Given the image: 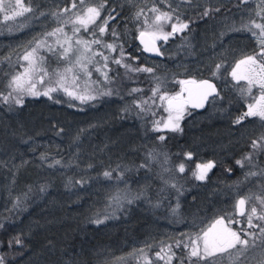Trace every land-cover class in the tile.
I'll list each match as a JSON object with an SVG mask.
<instances>
[{"label":"trees","instance_id":"obj_1","mask_svg":"<svg viewBox=\"0 0 264 264\" xmlns=\"http://www.w3.org/2000/svg\"><path fill=\"white\" fill-rule=\"evenodd\" d=\"M9 2L15 0L5 1ZM72 2L36 0L39 10L45 13L70 7ZM98 2L101 0H90V3ZM171 2L173 8L178 7L184 13V20L193 21L183 33L188 37L187 42L178 34L160 45V57L145 55L135 34L134 13L141 8L150 9L153 0H107L100 21L110 10L116 19L109 22L104 42L112 37V28L120 36L126 35V40L121 42L125 62L153 68L168 93L181 90L180 80L211 77L219 87L215 102L225 115H207L210 100L204 110L188 107L180 121L182 131H153L157 116L163 115L161 107H152L141 116L137 115L138 109L121 110L133 99L150 96L155 80L150 74L139 73L133 74L132 80L124 76L118 82L116 78L125 71L121 66L112 67L109 72L114 80L115 86L111 88L114 94L98 96L95 101L75 102L61 94L52 95L53 99L26 96L23 105L9 107L0 99V256L5 264H124L129 260L136 262L129 254L146 245H153L147 249L153 259L161 246L171 245L175 253L172 264H190L182 243L216 217L234 213L238 189L239 195L244 196L254 192L249 190L255 182L264 183V177L244 179L250 170L264 169L262 153L253 159L258 161L255 166L245 169L236 164L251 141L264 134V121L246 117L240 124L233 123L244 114L245 107L240 90L235 87L238 83L228 73L233 60L258 51L251 33L229 29L240 28V19L254 18L257 9L249 7L257 8L259 0L245 3L223 0L210 4L194 0L191 5L180 0ZM157 6L169 10L167 4ZM206 7L220 8V12L211 18L197 19ZM2 19L3 13H0ZM56 25L49 14L18 31L8 32L6 28L0 31V92L7 94L8 79L19 67L17 57L22 55L27 43L42 33L43 28ZM222 32L225 35L221 38ZM117 54L120 55L119 49L113 52L114 56ZM217 64L223 67L213 76ZM133 87L144 92L128 96ZM156 104L159 105L157 99ZM58 129H63L60 135L56 134ZM78 133L79 139L74 141ZM161 135L165 140L158 139ZM157 145L166 150L167 163L138 168L145 162L146 153ZM189 152L191 158L185 155ZM41 154L46 155L45 161L40 159ZM55 159L62 164L48 167ZM202 160L215 161L216 166L204 181H198L193 171L195 162ZM181 163L185 165L183 173L177 170ZM117 165L120 168L113 172L111 179L101 175L105 170L117 169ZM125 168L130 171L121 179L132 192H137L135 198L139 199L134 198L133 203L121 208L111 204L108 197L119 190L120 179L116 177ZM172 171L175 177L168 176ZM80 179L88 183L66 187L69 181L74 183ZM163 180L176 183L181 187V194L165 187ZM41 185H47L46 192L39 193ZM29 188L32 193L24 210L10 211L15 198H23ZM161 188L165 191L158 195ZM158 201L159 206L154 207ZM105 215L111 218L103 224L91 222ZM17 236L22 245L13 242L9 246V241ZM177 240L182 242L179 247Z\"/></svg>","mask_w":264,"mask_h":264},{"label":"snow or ice","instance_id":"obj_2","mask_svg":"<svg viewBox=\"0 0 264 264\" xmlns=\"http://www.w3.org/2000/svg\"><path fill=\"white\" fill-rule=\"evenodd\" d=\"M181 3L191 5L194 0H180ZM210 4L211 0H207ZM240 3H245L246 0H239ZM107 0H101L98 3H90V0H73L70 7L58 9L51 13H45L39 10V5L36 0H15L14 3H5V0H0V13H3V19L0 21V31L7 29L8 32L18 31L28 26V24L39 20L40 18L51 15L56 20L57 27L51 31H46L38 34L33 40L29 41L25 46L22 55H18L17 63L22 68V71L12 74L6 88L7 94L0 92V99L5 104L11 107L12 104L23 105L25 96L39 97L45 96L53 99L52 94L63 92L66 96L79 100L81 103L95 101L98 96H111L113 90L109 89L104 92H97L95 86L100 84V80L92 81L93 67L96 73H99L104 82H113L109 75L111 71L110 63L120 65L125 69V78L133 79V74L147 73L155 80V86L151 88V95L143 99H133L130 105H126L121 111L129 112L132 109H138V116L151 111L152 107H162L163 104L157 105L156 99L161 102H166L164 111L168 113L166 119L155 121L153 131L159 132L167 129L171 132L182 131L180 121L184 118L188 106L193 109L203 108L205 102L211 100L216 101L219 92L216 86L210 80H180V92L175 95H169L164 90L165 84L154 74V69L151 67L140 66L135 67L130 63L125 62V53L123 45L116 43L119 39V33L116 28H112L113 43H105L103 37L108 31L110 21H114L116 16L112 15V10L109 15L100 23L102 11L105 9ZM167 4V11L161 10L157 4ZM199 7V4H197ZM220 12V8L206 7L203 13L197 19L203 20L211 18L214 13ZM39 13V15H37ZM71 13V15H69ZM149 13L153 18L149 20ZM184 13L179 8H173L171 0H153V6L145 11L144 8L139 9L134 13V20L139 29L138 39L144 45V51L156 52L160 54V49L157 47V41L167 42L180 34L185 42L188 41L187 36H183L190 28L192 20H184ZM251 16L252 13H249ZM141 17L143 21L141 22ZM23 21V22H21ZM67 27L71 29V35L67 31ZM166 26L170 30H166ZM229 31H246L251 33L252 37L257 41L258 51L251 55H246L242 59L237 60L233 67L231 76L233 80L247 81V93L250 95L252 88L258 86L261 95L256 98L254 103L247 105V111L237 117L233 123L240 124L246 117L259 116L264 120V0H259L254 18L246 23H242L240 28H230ZM88 33L92 38L85 39L81 33ZM225 33H221V38ZM190 46V45H189ZM215 46V45H213ZM101 49L110 50V52L120 51L119 57H113L105 54ZM46 50L53 53L57 57L58 67L51 69L48 60L41 52ZM63 65V67H60ZM223 67V64L216 65V72ZM83 81V86L82 82ZM43 88V91L40 89ZM144 89L133 87L129 89L128 96L142 95ZM187 93L185 97L183 94ZM118 95L119 92L117 91ZM243 94V90H242ZM60 103L59 100L55 101ZM70 107L73 105H69ZM55 127V125H53ZM84 130L81 129V133ZM63 129L57 130V135H60ZM79 133L74 138L79 139ZM160 141L165 140L163 135L159 136ZM252 152L246 154L242 159L237 160L236 164L241 167L252 165L254 155L258 152L264 153V134L251 141ZM191 158L192 153L185 154ZM159 154L154 151L146 153L145 162L138 165V168H150L151 162L157 160ZM40 159H47L45 154H41ZM167 163V157H165ZM62 161L55 159L48 167L61 165ZM216 166V162L209 160L206 163L197 164L193 172V176L198 181H204L210 170ZM254 166V165H253ZM88 167H92L89 165ZM117 169L105 170L101 175L106 179H111L113 172ZM130 171L125 168L119 172L116 177L118 180L124 177V173ZM167 171V169L165 170ZM178 171L183 173L185 165H178ZM231 171V169H227ZM264 177V169L259 171H249L245 174L244 179L247 181L249 177ZM92 179V178H89ZM88 181L80 179L69 181L66 187H74L75 185H85ZM165 187L175 189L178 194H181V187L176 183H170L168 180H163ZM233 187H236L235 185ZM47 190V185L39 187V193H44ZM142 191L141 195H144ZM165 188H161L158 195L162 194ZM259 194L250 192L247 195L240 196L239 189L237 190L238 198L235 200L233 209L234 213H227L218 216L209 226L203 228L194 239H190L188 243H184L183 247L187 249V259L190 264H264V183H261L258 188ZM32 189L29 188L24 197H16L13 201V207L10 211H23L25 204L30 198ZM111 204L117 207H123L124 202L131 204L133 199H128L126 193H121L119 190L115 195L108 197ZM135 199H139L136 197ZM255 201V203H253ZM159 206V201L154 207ZM179 208V204L176 205ZM250 209V210H249ZM175 214L176 209L172 210ZM246 217L247 227H241L234 230L233 224L242 223L241 220L234 217ZM110 216L105 215L103 219L97 217L91 222L97 225L103 224ZM255 221V222H254ZM2 227V225H0ZM22 245L23 241L19 236L14 237L9 241V246L13 244ZM176 246L181 245V241L177 240ZM153 245H146L140 249H134L129 256L133 257L136 264H157L158 261L164 260L165 264H172L175 253L172 251L171 245H163L160 250L155 252V259L148 253L147 249H151ZM258 257V258H257ZM125 259V258H120ZM0 264H5L3 256H0Z\"/></svg>","mask_w":264,"mask_h":264},{"label":"rangeland","instance_id":"obj_3","mask_svg":"<svg viewBox=\"0 0 264 264\" xmlns=\"http://www.w3.org/2000/svg\"><path fill=\"white\" fill-rule=\"evenodd\" d=\"M5 1H7V0H5ZM201 1L204 2V3L207 2V0H201ZM217 1H223V0H211V2H217ZM249 8L257 9V8H255V6L253 7V5H250ZM248 12H249V11H248ZM249 13H250V12H249ZM152 18H153V16H152V14H151V17L149 18V20L151 21ZM142 21H143V20H142ZM99 22L102 23L101 21H99ZM246 22H248V21L240 19V20H238V25H239V26H240V25L242 26V23H246ZM236 23H237V22H236ZM55 27H57V25L54 26L53 28H55ZM53 28H49V27L43 28L42 33H43V32H46V31H51ZM66 28H67V31H68L69 35H71V29L68 30L69 27H67V26H66ZM136 30H137V31H136L135 34L137 35V33H138L141 29H139L138 26L136 25ZM166 30H170V27H167V26H166ZM40 34H41V33H40ZM123 34H125V32H123ZM120 35H121V34H120ZM120 35H119V36H120ZM81 36H83L85 39H91V38H92V37H90V35H89L88 33H83V32L81 33ZM126 38H127L126 35H125L124 37H123V36H120L119 39L116 40L115 42L121 45V42H123L122 40H126ZM103 41L106 42V40H105V36L103 37ZM113 42H114V37L112 36V37H110V38L108 39V42H107V43H113ZM158 43H159V45L162 46V44L164 43V41H158ZM101 50L104 51L105 54H109V55H111V56H113V57H119V56H120V55H118V54H117L116 56H114V55H113V52H110V50H106V49H101ZM41 55L45 56V58L48 60V64H49V66H50L51 69H55V68L58 67V64H57V57H56V55H54L53 53L47 52L46 50L42 51V52H41ZM244 56H246V55H244ZM244 56H241V58H239V59H235V60H233V61L230 63L231 66L229 67V72H228V73H229V75H230L231 78H232V76H231V72H232L233 67H235L236 61L242 59ZM117 66H120V65L113 64V63H110V65H109L110 69H111L112 67H117ZM60 67H63V65H60ZM122 68H123V67H122ZM123 69H124V68H123ZM124 70H125V69H124ZM19 71H22V68H21L20 66H19L17 69L14 70V73H13V74H15L16 72H19ZM110 76L112 77V75H110ZM124 76H125V71H124L120 76H118V77L116 78V80H117L118 82H121L122 79L124 78ZM112 78H113V77H112ZM220 78H221L222 81L225 80L223 77H220ZM97 79H99V80L101 81L100 84H98V85L95 86L97 92H104V91H107V90H109V89H111L112 87L115 86V85H114V80H112L113 82H111V83H109V82H104V81H103V78L100 76L99 73H96V72L94 71V67H93V75H92V77H91V80H92V81H96ZM232 80H233V78H232ZM233 81L236 82V83H238V84L235 85V87H236V89L238 88V89L240 90V96H241V98L244 100L243 102H244V107H245V109H244V113H245V112L248 110V109H247V105H248L249 103H254L255 100H256V98H258V97L261 95L260 88H259L258 86L253 87V88H252V91H251V94L249 95V94L247 93V91H246L247 88H248L247 81H244V80H240V81L233 80ZM81 83H82V86H83V81H82ZM239 84H240V85H239ZM40 90L43 91V88H41ZM242 90H243V94H242ZM7 91H8V90H7ZM179 92H180V91H179ZM55 94H61V95L65 96L67 99L69 98V99H71V100H73V101H75V102H79V100H74V99H72V98L66 96L63 92L53 93L52 95H55ZM168 94H169V95H175L176 93H174V94H172V93H168ZM25 97H26V96H25ZM25 97H24V98H25ZM157 100H158V102H159V105L163 104V106L161 107V110H163V115L160 114V116H157V118H156L157 121H161V120H163V119H166L167 116H168V113L164 111V107H166L167 105H166V102H161L158 98H157ZM210 107H211L210 110H208V111L206 112L207 115H209V116H211V115H217V114L219 115L220 113H221V114L223 113V115H225V112H224V111H222V112L219 111V108H218L216 102H212V101H211V103H210ZM225 110H226V109H225ZM186 113H187V112H186ZM186 113H185V114H186ZM255 117H256L257 119H259L260 121H264V120H261V118H260L259 116H255ZM260 136H261V135H260ZM258 137H259V136H258ZM258 137H256V138H258ZM245 150H246L245 153H244L240 158H238L237 160L242 159L246 154L252 152V148H251V146H250L248 149H245ZM152 151L158 153L159 156H158L157 160H153L151 163H154V164L165 163V161H164L165 157H167V159H168V154H166V150H165L163 147H161V146H159V145L154 146V147L152 148ZM258 153H259V152H258ZM258 153H256V154L254 155V158H253V159H255V156H256ZM262 155H263V160H264V153H262ZM207 161H209V160L196 161V162H195V166H194V171H195V169H196V165H197V164L206 163ZM257 162H258V161L253 160V161H252V165H249V166H250V167H252L253 165L255 166V164H257ZM246 167H247V166H246ZM246 167H244V168L246 169ZM177 170H178V167H177ZM194 171H193V172H194ZM178 172H179V171H178ZM168 176H169V177H170V176H171V177H175V176H174V171L170 172ZM166 177H167V176H166ZM125 184H126V182L124 181V179H120V181H119L120 188H118L119 191H120L121 193H126L128 199H133V200H134L135 195H137V192H136L135 190H133V189H132V190H133L134 192H132L131 189L128 188ZM260 184H261V182H259V181L255 182V184L252 186V188H251L249 191H254L253 193H257V194H259L258 188H259V185H260ZM256 191H257V192H256ZM242 196H243V195H242ZM253 203H255V201H253ZM123 205H128V203H127V202H124ZM249 210H250V209H249ZM216 218H217V217H216ZM216 218H215V219H216ZM235 219L241 220L242 223H237L236 225L233 224V228H234V230H238V229H240L241 227H244V228L247 227V219H246V217H238V216H237ZM211 222H212V221H210L208 224H206L205 227H203V228H206L207 226H209V225L211 224ZM254 222H255V221H254ZM203 228H202V229H203ZM202 229H201V230H202ZM201 230H200L199 232L195 233L194 236H192L191 238L185 240V241L182 243V245H183L184 243H188V242L190 241V239H194V238L196 237V235H197L198 233L201 232ZM158 251H159V250H158ZM155 252H157V251H155ZM155 252H154V255H153V256H155ZM257 258H258V257H257ZM124 264H136V262H134V261H131V262H130V260H129V262H125Z\"/></svg>","mask_w":264,"mask_h":264},{"label":"water","instance_id":"obj_4","mask_svg":"<svg viewBox=\"0 0 264 264\" xmlns=\"http://www.w3.org/2000/svg\"><path fill=\"white\" fill-rule=\"evenodd\" d=\"M138 36H139V32L137 33V39H138ZM138 41H139V44H140V46H142V48H143V51H144V45H142L141 43H140V40L138 39ZM156 44H157V47L160 49V54H157L156 52H146V51H144V53H145V55H147V56H149V57H160L161 56V53H162V51H161V46L159 45V43H158V41L156 42ZM185 80H195V81H201V80H210V82L211 83H213L215 86H216V90H217V92L219 91V87L217 86V84H216V82L214 81V79H212L211 77H202V78H198V79H196V78H187V79H185ZM185 97L187 96V93H184L183 94ZM210 101V100H209ZM209 101L208 102H205V106L203 107V108H199V109H195V110H198V111H200V110H204V108H206L207 107V105L209 104ZM190 108H191V106H189ZM193 109V108H192Z\"/></svg>","mask_w":264,"mask_h":264},{"label":"flooded vegetation","instance_id":"obj_5","mask_svg":"<svg viewBox=\"0 0 264 264\" xmlns=\"http://www.w3.org/2000/svg\"><path fill=\"white\" fill-rule=\"evenodd\" d=\"M189 107V106H188ZM190 108V107H189ZM192 109V108H191Z\"/></svg>","mask_w":264,"mask_h":264}]
</instances>
